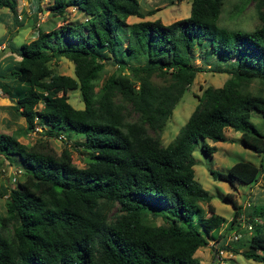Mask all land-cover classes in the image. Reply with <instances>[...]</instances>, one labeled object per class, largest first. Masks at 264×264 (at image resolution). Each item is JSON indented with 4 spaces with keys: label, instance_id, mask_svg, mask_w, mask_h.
I'll use <instances>...</instances> for the list:
<instances>
[{
    "label": "trees",
    "instance_id": "trees-1",
    "mask_svg": "<svg viewBox=\"0 0 264 264\" xmlns=\"http://www.w3.org/2000/svg\"><path fill=\"white\" fill-rule=\"evenodd\" d=\"M221 4L190 0L184 17L127 23L130 15L143 17L138 0H51L52 16L63 20L71 6L85 14L84 22L37 26L31 39L8 43L19 58L9 54L0 66V90L24 118L25 131L44 129L48 137L73 131L87 157L77 166L65 146L56 153L45 142L27 144L0 132V155L22 175L4 191L0 264H201L194 251L222 236L213 231L225 219L205 217L213 207L193 174L198 138L224 140L223 130L231 127L260 155L258 165L238 160L225 171L209 169L215 178L255 181L264 160V133L250 120L252 110L264 117V95L241 90L254 77L264 80V0L253 2L259 25L250 31L218 26ZM15 6L16 0H0L14 18ZM59 56L73 63V75L54 71ZM209 56L207 66L229 75L221 85L201 89L162 145L159 131ZM108 59L127 66L130 78L112 72L95 89ZM72 88L82 107L68 102ZM201 149L211 153L216 146L202 142ZM223 197L238 208L229 193ZM249 210L260 221L248 237L221 246L231 252L241 247L244 257L264 263V203ZM238 213L233 210L227 230ZM149 214L162 222L152 223Z\"/></svg>",
    "mask_w": 264,
    "mask_h": 264
},
{
    "label": "rangeland",
    "instance_id": "rangeland-1",
    "mask_svg": "<svg viewBox=\"0 0 264 264\" xmlns=\"http://www.w3.org/2000/svg\"><path fill=\"white\" fill-rule=\"evenodd\" d=\"M51 0H16V17L7 7H0V66H2L9 47L7 42H12L19 45L21 42L27 41L35 36L37 26L42 30H47L58 23H80L84 22L85 14L78 9L67 6L63 20L62 17L52 16L49 12L48 5ZM254 0H222L220 12L218 14L216 23L218 26L224 27L227 30H244L250 31L259 25V19L256 14V9L253 6ZM190 7V0H139V10L143 13V17L130 15L126 18L127 22L139 19H154L159 18L163 23L170 22L174 19L188 15ZM150 10L153 13L146 14ZM206 51V50H204ZM203 48L198 55L203 58ZM195 53V52H194ZM196 55V54H194ZM197 55L194 58V63L199 60ZM211 56L204 57L200 64H204L202 70L197 71L193 77L192 82L188 88L182 93L179 101L174 105L171 114L165 120L162 129L158 136L162 145L169 142L176 134L180 125L188 117L197 103V95L201 89L206 85L219 86L229 75L227 72L216 71L212 66H207L212 62ZM212 65V64H211ZM53 69L59 73L73 75V63L64 56L56 58ZM123 73L130 78V71L126 67H118L111 60L104 62L103 68L99 76L95 79V89L99 87L101 82L110 73ZM246 88V89H245ZM241 90H248L254 94L264 95V80L257 77L252 78L248 85ZM60 93V91H58ZM67 100L74 107H82L83 102L80 99L78 88L69 89L67 92ZM8 97L0 90V132L10 133L17 137L23 143L39 145V143H46L56 153H59L62 147H67L71 150V160L77 166L84 165L87 153L75 143L82 138L79 135L68 132V136L64 137H48L44 129L25 131V120L20 116L16 110L12 108V103L6 100ZM250 120L264 133V117L259 112L252 110ZM226 139L213 141L207 137H199L191 152L193 163L194 178L205 188L211 195L210 202L215 205L216 213L223 216L225 219L221 225V232L223 236H227L231 231L240 232L241 238H246L249 232L241 224H233L231 229H226V221H228L233 214V210L237 209L239 212H249L250 208L255 204L264 203V187L260 185V180L264 178V174L257 173V181H250L242 183L234 180L233 182L222 180L213 177L209 173V169L225 171L233 162L238 160L249 161L258 165L260 155L253 150L243 145L239 131L231 127H226L223 130ZM66 134V132H64ZM207 142L214 144L216 149L211 153H204L201 149V143ZM14 169V166L9 165L6 160L0 155V212H4V191L14 185L9 180V174ZM22 179V175L17 176ZM229 193L230 197L235 201L238 208H233V205L223 195ZM249 200L251 205L242 207V203ZM201 205L206 207V203ZM113 209V208H112ZM112 209L109 211L111 212ZM152 223H161L162 220L158 216L151 217ZM262 218V217H261ZM214 234L217 230L213 231ZM240 238V239H241ZM238 252L226 251L223 255L224 264H264L261 261L246 258ZM201 255L199 260L202 264H209L210 261V245H202L200 248Z\"/></svg>",
    "mask_w": 264,
    "mask_h": 264
},
{
    "label": "built area",
    "instance_id": "built-area-1",
    "mask_svg": "<svg viewBox=\"0 0 264 264\" xmlns=\"http://www.w3.org/2000/svg\"><path fill=\"white\" fill-rule=\"evenodd\" d=\"M3 45V44H2ZM61 135H59L60 137ZM263 169L259 172L260 177L262 174H264V160H263ZM21 174V170L18 167H14V169L9 174V180L11 183H14L17 181V176ZM260 185L264 187V178H262L260 181ZM257 179L255 180V183H259ZM251 203L249 200H245L242 203V207L250 206ZM237 224H241L248 232L252 229V223L254 221H260V217L253 216L251 217L248 213L245 211L239 212L236 216ZM240 232L238 231H231L227 236H222L218 240H209L208 244L210 245V261L209 264H224L223 261V255L226 251H229L226 248H223L221 245L229 244L231 241L237 240L240 237Z\"/></svg>",
    "mask_w": 264,
    "mask_h": 264
},
{
    "label": "crops",
    "instance_id": "crops-1",
    "mask_svg": "<svg viewBox=\"0 0 264 264\" xmlns=\"http://www.w3.org/2000/svg\"><path fill=\"white\" fill-rule=\"evenodd\" d=\"M138 3H139V0H138ZM16 6H17V4H16ZM16 6H15V9H16ZM134 21H137V20H134ZM127 22V21H126ZM131 22H133V21H131ZM131 22H127V23H131ZM34 37V36H33ZM7 43H9V44H13V45H15L14 43H12V42H7ZM1 44H3V42L1 43ZM9 54H11V55H13V58H15V59H18L19 58V56L16 54V53H14V52H12V51H10V48H9V53L7 52V57L5 58V60H4V62H3V64H2V67L3 66H5L6 64H7V62H9V60H10V56H9ZM9 99V98H8ZM8 99L6 98V100L8 101ZM9 103H12V101H9ZM209 202H210V200H209ZM210 204L212 205V207H213V212L211 213L210 211H206V213H205V217L206 218H209L212 214H215L216 213V208H215V205H213V203H211L210 202ZM218 214V213H217ZM223 223V222H222ZM221 223V224H222ZM225 223V222H224ZM220 233L221 232V225L217 228V233ZM208 245V244H207ZM200 248H201V246L200 247H198L195 251H194V254L199 258V256L201 255V253H200ZM200 261V260H199ZM201 263V262H200ZM202 264V263H201Z\"/></svg>",
    "mask_w": 264,
    "mask_h": 264
}]
</instances>
